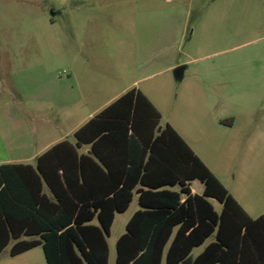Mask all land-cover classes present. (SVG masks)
<instances>
[{"label": "trees", "instance_id": "1", "mask_svg": "<svg viewBox=\"0 0 264 264\" xmlns=\"http://www.w3.org/2000/svg\"><path fill=\"white\" fill-rule=\"evenodd\" d=\"M161 118L133 88L76 131L75 143L38 157L40 186L25 178L29 165H0V254L13 242L11 256L42 246L47 264H109L116 214L137 195L115 264H264V215L251 216ZM196 179L203 194L192 192Z\"/></svg>", "mask_w": 264, "mask_h": 264}, {"label": "rangeland", "instance_id": "2", "mask_svg": "<svg viewBox=\"0 0 264 264\" xmlns=\"http://www.w3.org/2000/svg\"><path fill=\"white\" fill-rule=\"evenodd\" d=\"M130 1L94 10L92 0H0V103L13 98L20 104L10 85H25V70L31 76L42 67L64 72L72 52L83 48L76 35L85 52L131 55L145 43L137 42L138 17L184 12L177 54L187 66L185 76L178 80L169 69L138 86L158 106L161 124L178 130L245 210L264 215V0ZM194 184L202 187L199 180ZM137 208L135 198L117 214L109 264H115L117 239ZM12 245L0 254V264H47L42 246L11 256Z\"/></svg>", "mask_w": 264, "mask_h": 264}, {"label": "crops", "instance_id": "3", "mask_svg": "<svg viewBox=\"0 0 264 264\" xmlns=\"http://www.w3.org/2000/svg\"><path fill=\"white\" fill-rule=\"evenodd\" d=\"M166 1L169 3L172 0ZM92 2L94 10L124 4L120 0ZM163 12L160 19H153L149 14H145L142 20L138 17L137 42L142 44L145 39V43L140 51L131 55L121 51L106 57L97 51L85 52L83 50L85 42L79 40L76 35V42L80 41L83 48H76L72 52L70 63L64 72L50 71L42 67L31 76L30 72L25 70V85H10L20 104H15L13 98H10L13 102L11 104L10 101L0 103V165L7 163L29 165L30 167H25V178L35 180L36 186H40L39 172L36 168L38 157L62 141L75 143L76 131L127 91L133 88L141 90L159 110L149 94L138 85L143 79L185 65L179 62L177 52L185 36L184 27L188 17L184 12L176 14L167 10ZM56 15V12L52 13L55 17L52 21L56 20ZM100 20L97 19L98 24L103 23ZM95 37L97 39V36H89L93 40ZM143 66L147 69H143ZM186 69L187 66L183 77ZM88 147L84 146L80 151L86 152ZM196 180L190 182L192 192L203 194L205 186L199 180L202 187L197 189L194 187ZM43 185L44 191L49 194L47 184L43 182ZM135 198L138 200L137 195L133 201ZM213 200L215 199H212V202ZM139 208L138 202V208L131 217ZM211 240L212 238L207 242ZM204 247L205 245L196 247L192 257L200 254ZM196 251L198 252L195 254ZM110 259L111 250L109 263Z\"/></svg>", "mask_w": 264, "mask_h": 264}, {"label": "water", "instance_id": "4", "mask_svg": "<svg viewBox=\"0 0 264 264\" xmlns=\"http://www.w3.org/2000/svg\"><path fill=\"white\" fill-rule=\"evenodd\" d=\"M185 68H186L185 65H181L174 70L176 79L181 80L183 78V73H184ZM183 264H190V262L184 261Z\"/></svg>", "mask_w": 264, "mask_h": 264}]
</instances>
